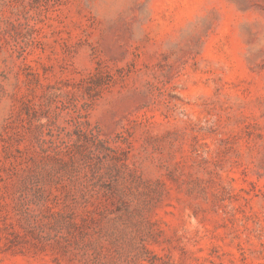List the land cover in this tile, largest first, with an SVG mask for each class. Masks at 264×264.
<instances>
[{
	"label": "rangeland",
	"instance_id": "obj_1",
	"mask_svg": "<svg viewBox=\"0 0 264 264\" xmlns=\"http://www.w3.org/2000/svg\"><path fill=\"white\" fill-rule=\"evenodd\" d=\"M0 264H264V0H0Z\"/></svg>",
	"mask_w": 264,
	"mask_h": 264
}]
</instances>
